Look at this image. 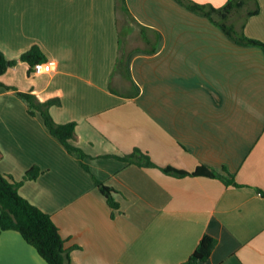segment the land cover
<instances>
[{"label":"crops","instance_id":"1","mask_svg":"<svg viewBox=\"0 0 264 264\" xmlns=\"http://www.w3.org/2000/svg\"><path fill=\"white\" fill-rule=\"evenodd\" d=\"M257 1L244 31L264 41ZM126 2L134 46L123 42L120 0H0V51L17 62L1 78L16 90L0 92V171L17 180L34 166L44 171L20 192L51 214L72 264H183L205 235L218 240L205 264H264L263 49L238 44L177 0ZM141 27L157 32L155 50ZM36 46L55 62L52 72L37 74L21 59ZM19 92L59 99L50 113L76 123L73 144L90 170ZM136 149L162 168H227L239 185L117 158ZM96 180L115 189L118 209ZM0 264L48 263L19 232L5 231Z\"/></svg>","mask_w":264,"mask_h":264},{"label":"trees","instance_id":"2","mask_svg":"<svg viewBox=\"0 0 264 264\" xmlns=\"http://www.w3.org/2000/svg\"><path fill=\"white\" fill-rule=\"evenodd\" d=\"M177 1L189 10L207 17L238 44L258 46L264 51V41L251 38L244 31L246 20L260 13L257 0H228L222 7H216L209 3L201 4L194 0ZM120 6L121 12H125L128 19L136 22L127 6L126 0H120ZM242 10H245L246 17L242 23V30H239L236 21H232V17L235 12L242 13ZM141 28L144 39L152 46L149 51L155 50L158 43L157 32L146 27ZM148 32L154 34V41L146 35ZM21 59L30 63L32 69L37 63L46 61L43 51L38 46L24 54ZM16 63L14 60H9L5 53L0 51V92L16 90L15 87L5 84L1 79L9 68L15 66ZM119 67L127 74V56L120 60ZM18 95L27 104L30 114L33 116L39 114L50 133L65 146L71 155L81 161L85 169L90 170L84 162L86 154L81 148L73 144V141L77 139L76 123L59 124L50 113L52 106L60 105L59 99L41 102L32 93L19 92ZM117 158L126 164L160 168L164 173L174 177L204 176L220 179L226 185H239L227 168L224 169L225 174L205 164H201L192 172L171 166L162 168L153 161L148 153L140 149ZM43 173L44 171L39 166H34L26 172L22 180H17L12 175L0 171V234L5 231H17L23 236L25 241L37 249L38 253L48 264H72L71 250L66 248L60 228L53 220L51 214L33 204L20 192L24 183L38 179ZM96 185L107 198L111 208L113 210L118 209L119 204L114 195L116 193L115 189L100 180H96ZM113 217H115L114 212ZM217 244L218 240L216 238L205 235L190 259L183 264H205L211 258Z\"/></svg>","mask_w":264,"mask_h":264},{"label":"rangeland","instance_id":"3","mask_svg":"<svg viewBox=\"0 0 264 264\" xmlns=\"http://www.w3.org/2000/svg\"><path fill=\"white\" fill-rule=\"evenodd\" d=\"M244 12V13H243ZM245 10H242L241 12H235L233 17H232V21H236L238 27L243 23L246 14H245ZM121 29L123 30V42L124 44H128V42H131V45H137L135 41V35L132 36V33H134L136 31V25L127 18L125 12H121Z\"/></svg>","mask_w":264,"mask_h":264},{"label":"built area","instance_id":"4","mask_svg":"<svg viewBox=\"0 0 264 264\" xmlns=\"http://www.w3.org/2000/svg\"><path fill=\"white\" fill-rule=\"evenodd\" d=\"M55 65L54 61L40 62L34 66V71L37 74L50 73L54 70Z\"/></svg>","mask_w":264,"mask_h":264}]
</instances>
